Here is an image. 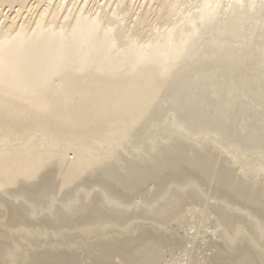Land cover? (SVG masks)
<instances>
[{"label":"bare ground","instance_id":"1","mask_svg":"<svg viewBox=\"0 0 264 264\" xmlns=\"http://www.w3.org/2000/svg\"><path fill=\"white\" fill-rule=\"evenodd\" d=\"M217 250L264 264V0H0V264Z\"/></svg>","mask_w":264,"mask_h":264},{"label":"rangeland","instance_id":"2","mask_svg":"<svg viewBox=\"0 0 264 264\" xmlns=\"http://www.w3.org/2000/svg\"><path fill=\"white\" fill-rule=\"evenodd\" d=\"M209 237H210V238L212 237V240H211V241L214 240V242H216V241H217V242H220V240L217 239L216 237H215V239H214V237H213L212 234H211V236H210V234H209ZM208 241H209V240H207V242H208ZM212 251H214V250H212ZM212 251H210L209 254H211ZM219 252H220V251H218V250L216 251L217 255H219V256H218V259H220V263L223 264V263H222V262H224L223 260H227V258H228L229 256H225V257H223V259H222V256H220V253H219ZM214 253H215V251H214ZM218 253H219V254H218ZM212 254H213V253H212ZM212 254L210 255L211 257L213 256ZM231 256H232V255H231ZM220 257H221V258H220ZM225 258H226V259H225ZM231 259H234V257L231 258ZM218 261H219V260H218ZM220 263H219V264H220ZM224 263H226V262H224Z\"/></svg>","mask_w":264,"mask_h":264}]
</instances>
